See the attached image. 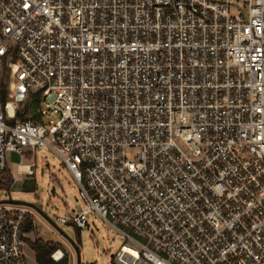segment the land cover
<instances>
[{"label":"built area","instance_id":"1","mask_svg":"<svg viewBox=\"0 0 264 264\" xmlns=\"http://www.w3.org/2000/svg\"><path fill=\"white\" fill-rule=\"evenodd\" d=\"M39 149L110 264H264V0H0V174ZM30 216L0 205V264Z\"/></svg>","mask_w":264,"mask_h":264},{"label":"rangeland","instance_id":"2","mask_svg":"<svg viewBox=\"0 0 264 264\" xmlns=\"http://www.w3.org/2000/svg\"><path fill=\"white\" fill-rule=\"evenodd\" d=\"M9 82L10 79L8 78ZM20 164L33 165L36 176L20 174ZM9 168L15 184L10 193H0V200L9 199L11 196L14 200L32 204L40 209L56 226L52 225L36 210L24 207L33 212V218L36 222V232L27 236L26 239L29 242H26L24 248L28 264H36L35 253L31 247V244L36 240L59 246L61 250L74 257V262L77 264L76 254L69 239L77 243L78 232L73 226L58 222L59 218L70 219L75 210H80L82 206L79 198V185L72 174L63 165L59 157L47 149H39L36 153H32L23 159L11 154ZM25 181L35 182L36 190L24 192L23 184ZM88 221L89 228L81 233L82 264H110L115 253L124 244V240L121 236H117L116 232L95 213L88 217Z\"/></svg>","mask_w":264,"mask_h":264},{"label":"trees","instance_id":"3","mask_svg":"<svg viewBox=\"0 0 264 264\" xmlns=\"http://www.w3.org/2000/svg\"><path fill=\"white\" fill-rule=\"evenodd\" d=\"M3 101L4 102L6 101L5 97ZM14 181L15 180L12 176L10 169H7L6 171L2 172L0 174V193L1 192L10 193L11 189L13 188L15 184ZM35 188H36L35 182L25 181V183L23 184L24 192H34L36 190ZM69 225L73 226V224H69ZM24 232L26 235H30L36 232L35 219L33 218V216H30ZM77 232H78L77 245L80 247L82 245L81 244V233L78 230ZM26 242H29V241L26 239ZM31 247L35 253L36 264H71L70 263L71 261L68 256H66L60 262H56L52 259V254L58 251L59 249H61L59 246H53L49 244L48 242L46 243L42 240H36V242L31 244Z\"/></svg>","mask_w":264,"mask_h":264},{"label":"water","instance_id":"4","mask_svg":"<svg viewBox=\"0 0 264 264\" xmlns=\"http://www.w3.org/2000/svg\"><path fill=\"white\" fill-rule=\"evenodd\" d=\"M0 205H12V206H17V207H29L32 208L34 210H36L38 213H40L43 217H45L52 225H54L53 222H51L43 213L40 209H38L36 206L26 203L24 201H18V200H14L12 197H10L7 200H0ZM55 226V225H54ZM56 227V226H55ZM58 229V228H56ZM59 230V229H58ZM60 231V230H59ZM61 232V231H60ZM62 233V232H61ZM64 235V234H63ZM67 239H69L67 236H65ZM70 244L72 246V248L75 251L76 254V258H77V264H82V259H81V252H80V247L77 245L76 242L70 240Z\"/></svg>","mask_w":264,"mask_h":264},{"label":"bare ground","instance_id":"5","mask_svg":"<svg viewBox=\"0 0 264 264\" xmlns=\"http://www.w3.org/2000/svg\"><path fill=\"white\" fill-rule=\"evenodd\" d=\"M22 170H23V171H27V170H28V168L24 167V168H22Z\"/></svg>","mask_w":264,"mask_h":264},{"label":"crops","instance_id":"6","mask_svg":"<svg viewBox=\"0 0 264 264\" xmlns=\"http://www.w3.org/2000/svg\"><path fill=\"white\" fill-rule=\"evenodd\" d=\"M17 180V179H16ZM35 225H36V222H35ZM32 235V234H31ZM29 236V235H28Z\"/></svg>","mask_w":264,"mask_h":264}]
</instances>
